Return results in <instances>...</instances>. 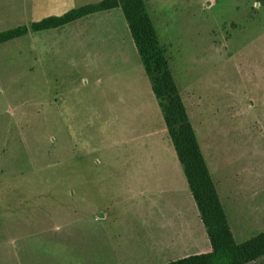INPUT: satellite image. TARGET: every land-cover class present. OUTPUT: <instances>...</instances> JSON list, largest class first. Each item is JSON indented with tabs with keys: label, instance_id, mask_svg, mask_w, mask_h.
Returning <instances> with one entry per match:
<instances>
[{
	"label": "rangeland",
	"instance_id": "obj_1",
	"mask_svg": "<svg viewBox=\"0 0 264 264\" xmlns=\"http://www.w3.org/2000/svg\"><path fill=\"white\" fill-rule=\"evenodd\" d=\"M99 1L0 0V32ZM144 2L234 239L247 241L264 231V0ZM113 12L118 56L103 66L86 56L98 47L91 29L108 25L93 18L110 15L0 45V264L5 246L17 259L27 210L13 189L108 185L86 177L125 176L136 156L167 161V144L177 163L124 17Z\"/></svg>",
	"mask_w": 264,
	"mask_h": 264
},
{
	"label": "crops",
	"instance_id": "obj_2",
	"mask_svg": "<svg viewBox=\"0 0 264 264\" xmlns=\"http://www.w3.org/2000/svg\"><path fill=\"white\" fill-rule=\"evenodd\" d=\"M113 11L94 13L110 16L93 18L91 14L77 20L93 18L99 25L104 20L108 23L106 28L91 29L98 47L86 56L88 61H100L97 64L101 66V61L118 56L113 53L115 45L112 44L116 43L110 37L113 32L110 25L118 21L111 14ZM121 33L123 36V28ZM83 41L90 43V38ZM108 46L111 53H104L102 47ZM166 147L171 157L167 161H157L150 155L136 156L132 161L133 171L125 176L86 177L112 180L108 185L13 189L18 191L13 194L24 197L19 199L27 210L22 213L24 219L19 221L17 259H11V250L5 246L2 264H138L139 261L166 264L210 252V242L181 165L177 157L179 166L174 162L168 144ZM219 199L221 202L220 196ZM39 202H46L47 208L39 209L36 204ZM32 203L36 209H29ZM10 229L12 224L7 222L5 233L9 235Z\"/></svg>",
	"mask_w": 264,
	"mask_h": 264
},
{
	"label": "trees",
	"instance_id": "obj_3",
	"mask_svg": "<svg viewBox=\"0 0 264 264\" xmlns=\"http://www.w3.org/2000/svg\"><path fill=\"white\" fill-rule=\"evenodd\" d=\"M120 9L161 112L168 138L196 204L211 251L166 264H249L264 256V231L237 243L201 153L189 115L174 81L144 0H101L0 32V45L58 29L97 12Z\"/></svg>",
	"mask_w": 264,
	"mask_h": 264
}]
</instances>
